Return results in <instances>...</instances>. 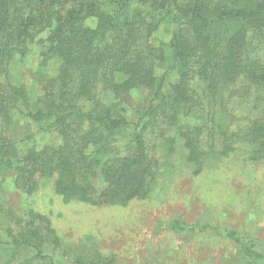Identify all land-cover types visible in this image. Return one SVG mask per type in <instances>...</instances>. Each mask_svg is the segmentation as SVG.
<instances>
[{
    "label": "trees",
    "instance_id": "obj_1",
    "mask_svg": "<svg viewBox=\"0 0 264 264\" xmlns=\"http://www.w3.org/2000/svg\"><path fill=\"white\" fill-rule=\"evenodd\" d=\"M32 44L34 79L15 78ZM48 134L60 142L40 144ZM179 143L196 173L236 152L264 161V0H0V194L8 178L27 195L53 179L65 202L125 206L150 195L158 154ZM0 216V264H55L47 216H20L1 195ZM172 227L264 258V240L234 226Z\"/></svg>",
    "mask_w": 264,
    "mask_h": 264
},
{
    "label": "rangeland",
    "instance_id": "obj_2",
    "mask_svg": "<svg viewBox=\"0 0 264 264\" xmlns=\"http://www.w3.org/2000/svg\"><path fill=\"white\" fill-rule=\"evenodd\" d=\"M46 34L47 29L38 36ZM170 36L161 27L155 38ZM31 47L30 54L15 61V78L34 79L40 47ZM38 140L60 142L55 134L38 135ZM158 157L161 176L154 190L125 206L65 202L55 193L53 179L27 195L8 178L0 195L20 216L28 218L32 209L48 217L60 238L56 249L48 252L55 264H73L79 256L96 258L100 264H250L238 244L216 231L200 227L176 231L172 222L178 217L189 225L228 224L251 239L264 240V161L253 163L236 152L196 173L180 143L172 154L160 152ZM3 221L0 216V224ZM251 264H264V258Z\"/></svg>",
    "mask_w": 264,
    "mask_h": 264
}]
</instances>
